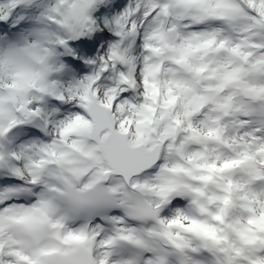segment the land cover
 <instances>
[{
	"label": "snow or ice",
	"instance_id": "obj_1",
	"mask_svg": "<svg viewBox=\"0 0 264 264\" xmlns=\"http://www.w3.org/2000/svg\"><path fill=\"white\" fill-rule=\"evenodd\" d=\"M0 264H264V0H0Z\"/></svg>",
	"mask_w": 264,
	"mask_h": 264
}]
</instances>
